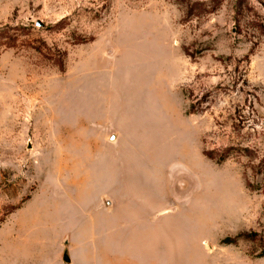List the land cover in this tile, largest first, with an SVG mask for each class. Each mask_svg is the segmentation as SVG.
<instances>
[{"label":"rangeland","instance_id":"rangeland-1","mask_svg":"<svg viewBox=\"0 0 264 264\" xmlns=\"http://www.w3.org/2000/svg\"><path fill=\"white\" fill-rule=\"evenodd\" d=\"M255 18L264 0H0V264H264Z\"/></svg>","mask_w":264,"mask_h":264},{"label":"trees","instance_id":"trees-1","mask_svg":"<svg viewBox=\"0 0 264 264\" xmlns=\"http://www.w3.org/2000/svg\"><path fill=\"white\" fill-rule=\"evenodd\" d=\"M251 26L255 27V30H258L261 34L264 33V21L262 18H255L254 20L252 19L251 21Z\"/></svg>","mask_w":264,"mask_h":264},{"label":"water","instance_id":"water-1","mask_svg":"<svg viewBox=\"0 0 264 264\" xmlns=\"http://www.w3.org/2000/svg\"><path fill=\"white\" fill-rule=\"evenodd\" d=\"M63 259H64L65 261H69V258L67 257V255H64Z\"/></svg>","mask_w":264,"mask_h":264}]
</instances>
